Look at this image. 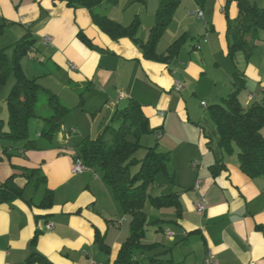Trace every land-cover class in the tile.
<instances>
[{
	"label": "crops",
	"instance_id": "obj_1",
	"mask_svg": "<svg viewBox=\"0 0 264 264\" xmlns=\"http://www.w3.org/2000/svg\"><path fill=\"white\" fill-rule=\"evenodd\" d=\"M160 1L154 0L155 9L146 7L142 12H149L150 23L138 32L139 41L128 37L113 40L94 23L90 11L69 7L66 0H0V21L8 24V29L29 31L35 40L33 50L46 47L49 56L44 59L54 69L45 88L66 108L79 106L82 99L77 92L86 87L88 100L104 97L111 111L130 100L142 105L150 130L158 133V151L171 158L168 172L174 184L167 180L166 190H170L167 195L178 197L181 212L169 208L158 223L154 222L157 233L164 237L145 239L144 244H158V248L139 253L140 259L159 255L174 264H205L211 253L217 264H264V178L246 176L237 154H225L218 146V137L211 143L213 139L201 124L204 118L191 101L201 96L219 104L225 92L229 96L235 89V71L244 85L240 92L246 106L239 98L243 108L261 103L264 31L258 32L256 41L248 38L255 45L249 59L243 52L237 53L243 55L241 64V56H229L227 0H212V9L208 0H181L156 49L164 54L175 41L187 36L184 45L168 62L147 59L141 44L149 40ZM199 10L204 19L194 15ZM194 16L204 23L199 25ZM229 16H239L236 1L230 5ZM80 33L93 47L79 39ZM46 35L52 38L49 45L43 41ZM70 64L76 69L71 70ZM200 105L208 108L205 101ZM48 111L52 112L50 107ZM73 126L63 121L51 139L40 132L34 140L30 136L28 146L0 140V184L15 176L16 185L24 189L22 199L0 204V264H27L32 254L44 256L52 264H114L117 260L130 235L131 218L124 214L99 172L88 169L81 175L72 174L76 154L72 142L83 139L77 137L79 131ZM4 131H8L7 126ZM31 169L46 177L44 189L54 194L52 208L38 207L45 191H36L35 180L29 183L25 174ZM198 203L206 205L203 212L197 211ZM121 213L124 217L116 224L112 218ZM98 234L104 237L109 253L96 244ZM36 235L37 244L32 246ZM164 252L168 253L162 256Z\"/></svg>",
	"mask_w": 264,
	"mask_h": 264
},
{
	"label": "trees",
	"instance_id": "obj_2",
	"mask_svg": "<svg viewBox=\"0 0 264 264\" xmlns=\"http://www.w3.org/2000/svg\"><path fill=\"white\" fill-rule=\"evenodd\" d=\"M69 7H82L90 11L94 23L113 40L128 37L134 41L137 38L140 23L135 22L130 26L109 19L108 16L96 13V8L105 2L117 3L118 0H66ZM199 1V0H198ZM233 0H228L230 3ZM238 4L239 16L235 24L228 21V50L230 58H234L239 52H243L247 58L251 57L255 45L250 44L248 38L258 40V32L264 31V5L259 7L256 3L247 0H234ZM181 0H161L156 12V21L150 30L149 40L141 44L144 57L156 61L168 62L175 57L184 45L187 36H182L175 41L164 54H158L156 45L171 25ZM8 24L0 25V32L8 27ZM79 39L89 47L92 42L82 33ZM35 45L31 33L21 38L15 44V53L20 56L27 54ZM17 75V82L12 89L7 106L9 119L8 131H4L5 125L0 121V140L6 144L30 145L29 121L36 117L35 106L41 89L34 81H30L22 74L19 67H13L4 51H0V87L8 81L12 74ZM234 91L222 103L214 104L208 108V115L215 125L218 137V146L227 155L237 154L241 171L251 179L264 178V100L255 103L245 109L241 105L238 94L243 89L240 73L232 75ZM48 94V105L52 115L45 120L47 128L42 136L51 139L62 125L65 117L70 112L63 106L56 95ZM112 121L119 124L114 130L107 126L96 140L83 138L76 146V154L89 170L99 172L103 181L112 189L116 201L120 204L125 215L131 218L130 235L123 243L118 258L114 264H144L139 258V253L153 251L158 244H144L147 232V215L145 206L147 203L155 209H175L179 214L181 204L175 194L153 196L151 190L156 186L157 178L164 174L170 184H174L173 176L169 175L168 164L171 160L166 153L152 148L141 161L134 156L142 148V137L151 134L149 121L144 115L142 105L136 100H130L121 110H117ZM205 129V127H203ZM110 130L114 131L111 142L107 140ZM208 137L209 134H208ZM221 163V161L219 162ZM139 165V171L132 174V168ZM25 176L29 183L36 181V191L43 189L44 195L38 207L50 209L53 206L54 194L44 189L46 177L41 176L38 169L27 170ZM24 189L15 183V176L10 177L0 184V204H7L17 199H22ZM155 223H158L156 221ZM38 236L32 240L31 245L36 246ZM96 244L100 249L109 253L104 237L96 235ZM168 252H164L162 256ZM39 264H52L47 258L39 254H32L27 264L34 262ZM148 264H174L171 259L160 258L159 255L149 257ZM176 264V263H175Z\"/></svg>",
	"mask_w": 264,
	"mask_h": 264
},
{
	"label": "rangeland",
	"instance_id": "obj_3",
	"mask_svg": "<svg viewBox=\"0 0 264 264\" xmlns=\"http://www.w3.org/2000/svg\"><path fill=\"white\" fill-rule=\"evenodd\" d=\"M228 1V0H227ZM251 3L258 4L259 7H262L264 5V0H247ZM234 2L231 1L226 5L228 8L227 13V23L228 21H231L232 24L236 23V19H232L229 16V8L231 3ZM190 3V2H189ZM146 4V6H145ZM208 7L210 9L213 8L214 2L211 0H208ZM147 7V10L149 9H155L156 8V2L154 0H118L117 3L112 2H105L100 7L96 8V13H99L100 15L108 16L109 19L117 18L120 20L121 25L123 26H130L133 23H140L139 32L143 29L144 25H148V19L147 15L148 13L142 14V12H145ZM158 7V6H157ZM138 10H141L139 12L138 16ZM146 10V11H147ZM195 21L198 22L199 25H202L204 22L202 20L196 19L197 17H193ZM115 21V20H114ZM206 23H209V20L206 19ZM0 25H2V22L0 21ZM198 25V26H199ZM28 31H23L20 28L16 27L15 29H8V27L4 28L2 32H0V51H4L5 55L7 56L10 64L13 67H16V65L21 70L22 74L26 76V78L30 81H34L36 84L39 85L41 89H44L41 91L38 95L36 106H35V113L36 117L32 118L29 121V137L31 136V139L34 140V136L37 135L40 132H43L47 128V121L46 118L50 117L52 115V112L48 111L49 105H48V94L45 92L49 91L47 90L46 83L48 74L50 71H53V66L51 63L46 61L47 59H44L45 57L49 56V53L46 52V47L38 46L37 48H33L27 53V54H21L18 56V54L15 53V44L21 40L22 37H24L27 34ZM147 36V34H146ZM200 39V38H199ZM200 43L202 40H199ZM239 54V53H238ZM237 56L239 58V62L243 64L242 62V54ZM40 58V59H39ZM238 58L237 61L233 64H238ZM241 58V59H240ZM241 66V65H240ZM239 70H242L243 68L238 67ZM235 73V71H234ZM17 75L14 73L9 77V81L6 82V84L2 85L0 87V121L7 126L8 119H9V111L7 106V99L12 92L13 87L15 86L17 82ZM86 87L84 90L77 92L78 96L81 97V101L78 107L74 109H69L68 115L65 117L64 122L69 123L71 125H74L73 127H76V129L79 131L78 138H85L88 137L90 139L96 140L101 134H103L105 128L109 125L114 127V130H117L119 128V124L115 121H112V118L117 110H121L125 107L124 103H120L116 106H114V110L111 111L110 109L106 108L105 104V98L98 96L93 97L88 100L89 91ZM5 92V96L2 95ZM50 92V91H49ZM51 93V92H50ZM228 92H225V94L222 96L224 99L228 97ZM242 92H239L238 98H241ZM57 97V96H56ZM59 100V99H58ZM194 109H197L200 114H202V117L204 118L201 124L207 129L209 132L210 137L213 139L211 143H214V139L217 138V134L215 133V125L211 121L208 115V108L216 101L212 100L211 98L201 97L197 96V98H193L192 100ZM201 101H205L208 104V108H203L200 104ZM242 102V101H241ZM222 103V100L221 102ZM244 106H246L245 102H242ZM82 105V106H81ZM117 107V108H116ZM93 124H96L93 126ZM102 127V131L99 134H96L95 130H97L98 127ZM93 126V127H92ZM72 127V126H71ZM93 133V134H92ZM157 132L151 131V134L146 135L142 137L141 139V145L142 148L135 154V158L139 161L143 160L145 156L147 155V152L152 148H157L159 139L157 137ZM85 135V136H84ZM93 135V136H91ZM84 136V137H83ZM107 140L108 142H111L114 137V131L110 130L107 134ZM73 140V139H72ZM82 140V139H81ZM74 145L77 146L79 143L76 140H73ZM215 146V144H213ZM139 171V165L135 168H132V174H135ZM168 178L161 174L156 181V188L151 190V194L153 196H160V195H167L170 190H166L169 183H167ZM164 189V190H162ZM145 212L147 215V232H146V238L147 240L155 241L157 238V235H160V237H164L162 233H157L156 227L154 226V222L158 218H162L164 215L167 214L168 210L165 209H155L151 207L149 203L145 206ZM123 213H121L118 217L112 218V221L116 222L118 224L119 219L123 218ZM164 229L165 226H164ZM141 260L144 264H148L147 257H141Z\"/></svg>",
	"mask_w": 264,
	"mask_h": 264
},
{
	"label": "built area",
	"instance_id": "obj_4",
	"mask_svg": "<svg viewBox=\"0 0 264 264\" xmlns=\"http://www.w3.org/2000/svg\"><path fill=\"white\" fill-rule=\"evenodd\" d=\"M194 15H197L198 18L200 19H204V12L202 10H199L197 11L196 13H194ZM43 41L46 45H49L52 43V38L48 35L44 36L43 38ZM204 42H207V40H204ZM197 49H200L201 46L200 44H197L195 46ZM70 69L71 70H75L76 67L72 64L69 65ZM177 90H181V85L180 84H177ZM205 106V104H203ZM88 170V168H86V166L83 164V161L78 157V156H75V160H74V165H73V168H72V174L74 175H81V174H84L86 171ZM205 207L206 205L204 203H198L197 206H196V209L198 212H203L205 210ZM49 229L52 228V226H48ZM212 254L210 253L206 260H205V264H217V261L214 260L211 256ZM93 264H98V263H93Z\"/></svg>",
	"mask_w": 264,
	"mask_h": 264
}]
</instances>
